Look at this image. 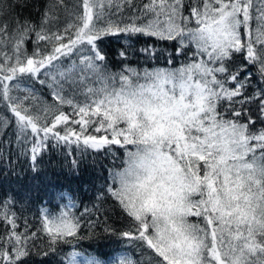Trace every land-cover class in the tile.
I'll list each match as a JSON object with an SVG mask.
<instances>
[{"label": "snow or ice", "instance_id": "obj_1", "mask_svg": "<svg viewBox=\"0 0 264 264\" xmlns=\"http://www.w3.org/2000/svg\"><path fill=\"white\" fill-rule=\"evenodd\" d=\"M61 146L126 166L79 215L0 201V264H264V0H0V164ZM98 233L138 256L75 250Z\"/></svg>", "mask_w": 264, "mask_h": 264}, {"label": "trees", "instance_id": "obj_2", "mask_svg": "<svg viewBox=\"0 0 264 264\" xmlns=\"http://www.w3.org/2000/svg\"><path fill=\"white\" fill-rule=\"evenodd\" d=\"M46 0H37V3L43 5ZM29 13L35 17V11L29 9ZM29 13H25L26 15ZM144 39L140 38L137 47L143 45ZM105 50L108 52L109 59L114 64L118 63L116 59V52L120 44L117 37H109L105 41ZM132 66H139L141 68L147 67L151 69L154 66L153 61L145 63L144 58L137 56L136 59L130 61ZM156 65L164 66L163 61H156ZM37 87H39L37 85ZM83 99V97H80ZM115 156L107 155L104 152L95 154L91 151L81 156L79 153L68 159H77L80 161L78 170H72L68 166V160H65L66 151L63 146L57 148L53 152H47L44 157V162L40 166L43 173L36 179L34 174L30 171L29 165L24 162L23 157L19 162L15 157L9 163L5 158L0 164V201H8L15 203V209L18 213H22L27 220L33 224L40 222V210L47 208L52 213H58L68 204V200H60L57 194L61 191L69 193L76 207L71 211L79 215L85 208L93 209L96 203L95 197L99 189L104 185L108 172L110 170H120L124 166L126 159L125 152L116 146ZM129 150L134 151L133 146H128ZM93 160L96 162L93 163ZM60 161H64L61 165ZM111 201H107V206L111 205ZM112 222L119 224L116 215H112ZM31 226V225H30ZM86 232V229H85ZM75 250L81 252H93L101 255L104 259L115 258L123 255V252H129L138 256L131 249L130 245L123 242L122 239L115 237H107L100 233L97 236H91L83 240L75 241ZM61 249L64 253L73 250L72 245H62ZM36 264H39L42 257H37ZM43 259L48 260V264H59V256L53 254Z\"/></svg>", "mask_w": 264, "mask_h": 264}]
</instances>
